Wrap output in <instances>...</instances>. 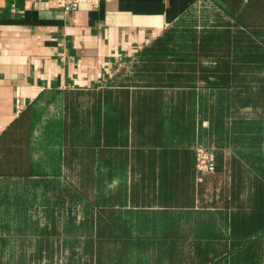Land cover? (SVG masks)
<instances>
[{"label":"trees","instance_id":"trees-1","mask_svg":"<svg viewBox=\"0 0 264 264\" xmlns=\"http://www.w3.org/2000/svg\"><path fill=\"white\" fill-rule=\"evenodd\" d=\"M214 1L225 19L201 29L169 28L142 51L129 82L107 90L105 97L117 99L111 105L114 114L105 117L104 133L91 136L89 113L77 132L73 124L67 127L71 149L74 141L80 146L76 155L83 179L77 190L86 207L81 224L70 223L63 231L77 234L84 257L68 264H125L111 258L108 246L141 241L121 207L128 198L126 182L101 195V202L91 198V148L102 140L127 145L121 135L129 127L147 131L149 142L163 148L148 154L140 167L132 203L229 211L227 236L205 231L202 237L211 240L196 239L188 251L178 232L157 236L168 264H264V0ZM165 97H178V105L168 111ZM197 110L210 120L206 141L201 132L196 138ZM31 135L25 115L0 135V177L38 173ZM197 143L210 148L231 144L236 153L226 159L220 154L214 171L199 172L197 179L190 161ZM176 145L190 148H172ZM123 153L113 165L121 174ZM51 220L50 229L36 232L58 237L60 218L52 213ZM77 241L72 238V246Z\"/></svg>","mask_w":264,"mask_h":264},{"label":"crops","instance_id":"crops-1","mask_svg":"<svg viewBox=\"0 0 264 264\" xmlns=\"http://www.w3.org/2000/svg\"><path fill=\"white\" fill-rule=\"evenodd\" d=\"M222 18L226 16L214 0H103L98 6L83 3L70 12L63 11L55 0H0V135L25 115L32 128V157L38 171L27 178L0 177V187L8 181L18 182L19 191L23 187L30 188L28 192L39 199L37 205L27 207L29 213L38 215H30L32 220L28 222L31 225H28L31 230L27 235L28 264H44L38 260L52 257L55 251L60 261L57 264L84 259L77 234L63 232L65 226L72 223L77 227L84 219H76L70 214L73 207L83 203L82 194L77 190V183L82 181L83 175L77 159L79 155H76L80 146L74 141L71 149V141L66 138V135L70 136L67 127L73 124L74 132H77L89 113L91 136L104 133L105 117L114 114L111 105L117 99L105 97V94L107 90L129 82L134 64L144 49L171 27L201 29ZM57 91L64 94L63 105L57 115L49 117L59 123L57 146L60 158L51 165V170L50 167L46 169L44 162L35 160V136L40 134L43 143L51 132L40 124V116L35 118L34 109L44 94ZM165 100L170 107L168 111L178 105V97H165ZM200 114L197 110L195 134L198 139L201 132L206 141L210 136V120ZM121 136L128 140L127 145H113L102 140L91 148L93 201L99 199L101 202V195H109L120 182H126L128 198L121 207L129 217L148 211L208 214L221 223H214L210 218L202 224L196 222L194 229L199 232L189 245L196 239L204 243L210 241L202 237L205 231L228 235L229 211L226 209L199 206L166 208L132 203L130 197L136 193L132 191V182L140 174V167L148 154L162 153L163 148L150 143L148 132L138 130V127H129ZM177 147L183 148L177 145L172 148ZM186 148L188 146L183 149ZM120 150L124 151L122 174L113 167ZM191 150L190 161L198 179L196 153L192 147ZM214 150L216 162L220 154L226 159V156L236 153L234 147L227 143ZM69 157H72L71 162ZM226 180L229 182V178ZM52 213L62 215L58 225L62 232L58 237L38 234V229L51 228ZM40 215H46L48 219L43 220ZM4 225L0 227V243L9 245L12 236H17L15 230L18 225L13 221ZM72 238L77 241L73 246ZM0 264L12 263L0 259Z\"/></svg>","mask_w":264,"mask_h":264},{"label":"rangeland","instance_id":"rangeland-1","mask_svg":"<svg viewBox=\"0 0 264 264\" xmlns=\"http://www.w3.org/2000/svg\"><path fill=\"white\" fill-rule=\"evenodd\" d=\"M42 97L43 98L40 99L37 107L34 109V115L35 118L38 116L41 117L40 124L42 126L44 125L45 129L49 130L51 133H49L43 143L40 134L35 136L37 139L35 142L37 147H35L37 150V154L35 153V160L40 163L44 162L47 165L46 169H49L48 167H50L52 170L53 166L51 165L58 162L60 158L57 146L60 134L58 133V120L56 121L49 116L57 115L61 110V106L63 105L62 97H64V94L59 91L49 92ZM212 149L214 150L213 147ZM18 187V182L14 183L10 181L3 183L2 187H0V227H4L5 223L12 221L14 225L15 223L18 225L15 230L17 236H12L9 245L0 243V259L12 264H28L27 235L31 230L28 228V225L31 227L28 222L32 220V216L30 215H35L34 217H38V215L35 213H29L27 207L28 205L34 207L37 205L36 203L39 199H37L35 197L36 195L34 196L33 193L28 192V189L30 190V188L23 187L21 188L22 190L19 191ZM31 190L37 191L32 188ZM70 214L76 219L85 217L86 207L84 202L78 204L75 208L73 207ZM57 215L59 218L62 216L60 214ZM40 217H43V220H46V218L48 219V216L46 215H40ZM208 219L214 223H221V221L215 220V217L208 214L188 211H176L170 213L148 211L134 213L129 217V224L134 237L136 239L140 238L141 241H133L127 246H124L122 243H114L108 246V251H110L112 259H116L115 261H120L125 264H167V258L164 253H162V246H160L157 236L166 234L168 232L167 230H171L172 228V231L175 233L178 232L186 238L183 247L185 251H188L191 239L199 232L194 229L195 223L199 222L202 224V222H206ZM3 229L2 231L6 232ZM38 262L44 264H57L60 262L58 252L55 251L52 257L46 259L41 258Z\"/></svg>","mask_w":264,"mask_h":264},{"label":"built area","instance_id":"built-area-1","mask_svg":"<svg viewBox=\"0 0 264 264\" xmlns=\"http://www.w3.org/2000/svg\"><path fill=\"white\" fill-rule=\"evenodd\" d=\"M57 5L65 12H70L78 9L83 3H89L93 6H98L103 0H55ZM196 167L201 173L214 171L216 166V154L212 148L206 147L203 144L196 145Z\"/></svg>","mask_w":264,"mask_h":264}]
</instances>
